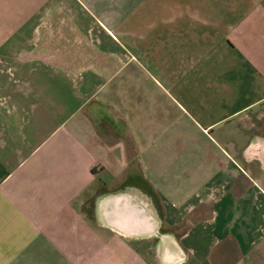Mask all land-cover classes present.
Instances as JSON below:
<instances>
[{"label": "crops", "instance_id": "crops-1", "mask_svg": "<svg viewBox=\"0 0 264 264\" xmlns=\"http://www.w3.org/2000/svg\"><path fill=\"white\" fill-rule=\"evenodd\" d=\"M0 264H264V0H0Z\"/></svg>", "mask_w": 264, "mask_h": 264}]
</instances>
